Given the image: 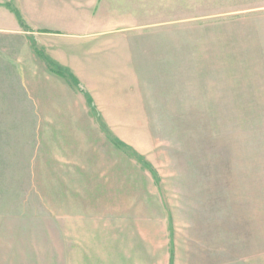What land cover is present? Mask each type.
Listing matches in <instances>:
<instances>
[{"label": "rangeland", "instance_id": "rangeland-1", "mask_svg": "<svg viewBox=\"0 0 264 264\" xmlns=\"http://www.w3.org/2000/svg\"><path fill=\"white\" fill-rule=\"evenodd\" d=\"M7 1L10 67L28 25ZM147 1L128 14L141 28L119 18L108 35L142 39L144 88H69L87 123L61 124L40 88H0V264H65L57 245L115 264H264V0Z\"/></svg>", "mask_w": 264, "mask_h": 264}, {"label": "crops", "instance_id": "crops-1", "mask_svg": "<svg viewBox=\"0 0 264 264\" xmlns=\"http://www.w3.org/2000/svg\"><path fill=\"white\" fill-rule=\"evenodd\" d=\"M11 1L5 4L8 5ZM15 2L21 8L28 25V30L23 31L28 35L26 36L28 42L23 40L26 37H16L22 39L19 51L15 55L18 57L17 61L14 63L9 57L7 60L11 62L10 67L7 61H0V88H40L37 97L39 103L47 105L48 101L54 102V107H57L59 96L62 108L66 109L62 110L61 124L74 123L73 120L76 123H87L90 119L86 110L87 104H78L79 102L71 104V100L65 99L70 95L69 88H144L142 66L140 59L138 63L136 62L138 54L135 50V46L141 44L142 39L108 35L120 25L117 24L119 18L129 19L131 26L126 28H141V23L135 24V17L128 14L141 12L143 5L151 4V1L15 0ZM5 13L11 23L0 25V33H19L18 29L21 26L14 13L7 6ZM102 45L109 47L102 48ZM47 58L68 69L80 87L73 84L68 76L51 70ZM51 96H54V99ZM216 222L218 231L223 233L220 230L222 228L220 219ZM77 248L81 250L74 251L72 246L57 245L55 253L59 258H62L60 254H65L64 257L67 259L65 264H115L105 259L91 260L89 256H77L76 253H86L85 250L89 247ZM191 248L187 247L188 251L200 255V248L193 247L190 250ZM63 262L59 261L60 264ZM197 262L200 264V260Z\"/></svg>", "mask_w": 264, "mask_h": 264}, {"label": "trees", "instance_id": "trees-1", "mask_svg": "<svg viewBox=\"0 0 264 264\" xmlns=\"http://www.w3.org/2000/svg\"><path fill=\"white\" fill-rule=\"evenodd\" d=\"M47 61H48V64H49L51 70H53L59 74H62L63 76H68L71 79L73 84L80 86L79 82H75L76 81L75 78L70 75V72L68 69L60 66L59 64L55 63L54 61H52L48 58H47Z\"/></svg>", "mask_w": 264, "mask_h": 264}]
</instances>
